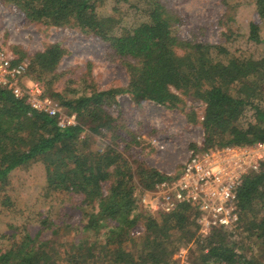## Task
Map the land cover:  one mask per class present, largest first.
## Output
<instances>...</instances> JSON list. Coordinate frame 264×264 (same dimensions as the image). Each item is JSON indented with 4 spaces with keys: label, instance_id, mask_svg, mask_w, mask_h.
<instances>
[{
    "label": "trees",
    "instance_id": "1",
    "mask_svg": "<svg viewBox=\"0 0 264 264\" xmlns=\"http://www.w3.org/2000/svg\"><path fill=\"white\" fill-rule=\"evenodd\" d=\"M2 1L31 21L94 34L128 59L130 79L126 88L71 99L46 85L77 115L78 124L64 128L0 87V264H176L174 255L189 242L193 264H261L238 253L223 228L201 235L192 204L159 215L141 209L139 191L167 176L140 162L135 167L114 142L94 151L89 138L110 134L116 118L106 107L128 93L137 104L151 100L171 109L185 96L202 100L204 148L264 141V0L248 1L255 17L246 25L233 18L221 43L180 38L174 30L180 19L160 0ZM65 53L49 45L31 58L27 75L44 80ZM77 195L79 236L67 243L45 238L47 228L59 232L62 205ZM238 206L240 232L264 245V164L245 177Z\"/></svg>",
    "mask_w": 264,
    "mask_h": 264
},
{
    "label": "rangeland",
    "instance_id": "2",
    "mask_svg": "<svg viewBox=\"0 0 264 264\" xmlns=\"http://www.w3.org/2000/svg\"><path fill=\"white\" fill-rule=\"evenodd\" d=\"M160 1L180 19L174 30L184 40L221 43L226 40L229 29L235 27L233 18L246 25L255 17L254 9L246 5L250 0ZM0 37L28 65L36 53L44 51L49 45L59 44L66 50L55 71L43 76L42 81H45L50 94L71 99L81 93L126 88L129 84L128 59L118 55L94 34L72 26L31 21L18 7L2 0ZM55 98L60 108L68 113L61 99ZM116 101L117 105L106 107L116 118V127L105 136L92 134L89 138L92 150L103 151L114 142L118 151L134 162L135 167L140 162L169 176L179 173L191 149L203 147L206 104L202 100L185 96L184 103L172 109L151 100L137 104L128 93H120ZM88 133L89 130L84 131L82 137L89 136ZM139 192V207L145 210L142 203L145 191ZM81 200L78 195L68 196L60 211L61 220L56 221L59 232L51 234V229L47 228L43 236L59 243L77 238V227L83 217L78 208ZM32 224L33 230H37L38 219H34ZM142 229L136 230L135 235L140 236ZM229 241L236 244V250L241 255L264 264V245L256 237H248L244 231L243 234L232 235ZM194 250L195 245L189 242L174 255L176 264H193Z\"/></svg>",
    "mask_w": 264,
    "mask_h": 264
},
{
    "label": "built area",
    "instance_id": "3",
    "mask_svg": "<svg viewBox=\"0 0 264 264\" xmlns=\"http://www.w3.org/2000/svg\"><path fill=\"white\" fill-rule=\"evenodd\" d=\"M28 67L0 37V87L10 90L32 110L56 117L63 128L78 124L77 115L64 112L47 93L43 81L27 75ZM263 164L264 141L191 149L178 174L157 181L145 191L143 206L159 215L192 204L200 212L201 235L207 236L214 228L239 235L242 223L238 191L245 177L260 172Z\"/></svg>",
    "mask_w": 264,
    "mask_h": 264
}]
</instances>
